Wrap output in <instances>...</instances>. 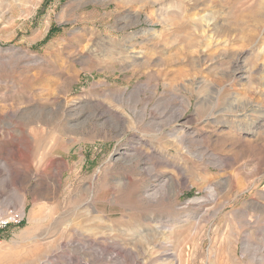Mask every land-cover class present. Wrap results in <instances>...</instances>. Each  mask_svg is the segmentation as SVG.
I'll list each match as a JSON object with an SVG mask.
<instances>
[{"label": "rangeland", "instance_id": "rangeland-1", "mask_svg": "<svg viewBox=\"0 0 264 264\" xmlns=\"http://www.w3.org/2000/svg\"><path fill=\"white\" fill-rule=\"evenodd\" d=\"M7 210L0 264H264V0H0Z\"/></svg>", "mask_w": 264, "mask_h": 264}, {"label": "built area", "instance_id": "built-area-1", "mask_svg": "<svg viewBox=\"0 0 264 264\" xmlns=\"http://www.w3.org/2000/svg\"><path fill=\"white\" fill-rule=\"evenodd\" d=\"M24 214L15 210L0 211V232L11 227H19L24 222Z\"/></svg>", "mask_w": 264, "mask_h": 264}, {"label": "bare ground", "instance_id": "bare-ground-1", "mask_svg": "<svg viewBox=\"0 0 264 264\" xmlns=\"http://www.w3.org/2000/svg\"><path fill=\"white\" fill-rule=\"evenodd\" d=\"M251 117V116H250ZM245 119V118H244ZM246 120V119H245ZM224 126V125H223ZM229 127H231V125H229ZM239 127V126H238ZM256 128V127H255ZM38 176V175H37ZM41 179V178H40ZM41 181V180H40ZM212 192V191H211ZM153 249V248H152ZM150 251H152L151 249H150ZM157 253V252H156ZM172 257H174L173 255H170V254H167V255H164V254H160V256H159V258H158V260H162L163 261V263H160V264H165L166 263V261L167 260H171L172 259ZM175 258V257H174ZM173 258V260H177V259H174ZM170 263V262H169Z\"/></svg>", "mask_w": 264, "mask_h": 264}]
</instances>
